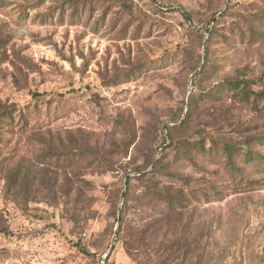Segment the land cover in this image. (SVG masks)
Returning a JSON list of instances; mask_svg holds the SVG:
<instances>
[{
	"label": "rangeland",
	"instance_id": "1",
	"mask_svg": "<svg viewBox=\"0 0 264 264\" xmlns=\"http://www.w3.org/2000/svg\"><path fill=\"white\" fill-rule=\"evenodd\" d=\"M245 78L264 92V0H0V264H264V99L224 87ZM161 157L198 188L185 251L138 244L132 213L109 255Z\"/></svg>",
	"mask_w": 264,
	"mask_h": 264
},
{
	"label": "trees",
	"instance_id": "2",
	"mask_svg": "<svg viewBox=\"0 0 264 264\" xmlns=\"http://www.w3.org/2000/svg\"><path fill=\"white\" fill-rule=\"evenodd\" d=\"M185 18L191 22L192 18L189 14L183 13ZM213 22L217 23L218 20L213 18ZM191 33H195L196 30L191 26L189 28ZM210 32V31H208ZM197 35L198 34L197 32ZM205 63L209 62L208 51L206 52ZM197 66H195L192 72L197 71L201 63V55H197ZM205 64L202 70H204ZM201 70V71H202ZM256 81L249 79H238L236 81L228 80L225 81L224 87L235 90L239 93L243 99H251L253 96L255 99H264V92H255L251 90V85H255ZM218 86L216 89H218ZM185 108L182 110V115H184ZM194 113L193 102L190 103L188 111L186 113V118L182 124H187ZM175 129H171L173 132ZM209 136L205 135L199 141H191L186 139L184 141L179 140L176 144L172 145L175 152L181 153L188 157L190 153L197 149H206L205 143ZM135 139L129 135L128 141L122 146L124 148L123 153L133 145ZM233 145L230 142H224L222 144L223 151L228 154V159L232 157ZM164 153H167L165 150ZM165 155V154H164ZM157 161V160H156ZM156 161H152L148 168L137 167L131 173H137V177H129L128 187L126 189L124 205L121 210L122 219L121 223L128 227L127 223L133 221L128 219L129 215L134 216V220H139L137 224V234L136 242L145 246L146 248L152 245H157L160 248H164L172 259L185 251L187 247V240L183 239L184 230L188 225L184 224V212L189 211L192 206L193 200L195 199L198 188L194 185L195 179L193 176H185L180 173H168L167 164L165 163V157H161L154 169L147 173L149 167H152ZM107 167L112 171L126 170L129 168L128 165L123 167V164L117 170L115 164L103 161ZM167 173V174H165ZM167 175L169 178L175 180V183H168L161 179V176ZM128 176V175H127ZM72 181V180H71ZM134 181L140 183L142 190L141 193L136 195V185ZM183 182V186H178L177 183ZM71 184H74L71 182ZM132 203V204H131ZM169 213H167V211ZM192 214L190 213L191 217ZM188 242V241H187Z\"/></svg>",
	"mask_w": 264,
	"mask_h": 264
},
{
	"label": "water",
	"instance_id": "3",
	"mask_svg": "<svg viewBox=\"0 0 264 264\" xmlns=\"http://www.w3.org/2000/svg\"><path fill=\"white\" fill-rule=\"evenodd\" d=\"M209 36V35H208ZM205 57H206V54L204 55V60H203V64H202V67L196 72V74H198L201 70H202V68H203V65L205 64ZM193 78H194V76H193ZM191 94H192V92H191V90H190V94H189V98H188V102H187V106L189 105V103H190V96H191ZM168 127H176L175 125H166L165 127H164V130L167 132V130H168ZM160 158H158L157 159V161H156V163L147 171V173H149V172H151L153 169H154V167L156 166V164H157V162H158V160H159ZM128 180H129V178H127L126 179V182H125V187H124V190H123V193H122V197H121V207H120V210H119V221H118V229H117V231H116V235H115V237H114V240H113V243H112V247H111V249H110V252H109V255H111V253L114 251V248H115V245H116V241H117V236H118V232H119V230H120V226H121V210H122V205H123V203H124V200H125V194H126V189H127V187H128ZM108 258V257H107Z\"/></svg>",
	"mask_w": 264,
	"mask_h": 264
}]
</instances>
